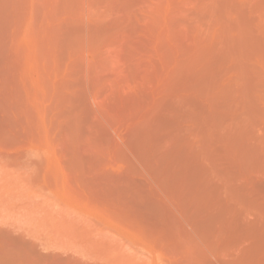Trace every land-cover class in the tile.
<instances>
[{"label": "rangeland", "instance_id": "1", "mask_svg": "<svg viewBox=\"0 0 264 264\" xmlns=\"http://www.w3.org/2000/svg\"><path fill=\"white\" fill-rule=\"evenodd\" d=\"M0 264H264V0H0Z\"/></svg>", "mask_w": 264, "mask_h": 264}, {"label": "bare ground", "instance_id": "2", "mask_svg": "<svg viewBox=\"0 0 264 264\" xmlns=\"http://www.w3.org/2000/svg\"><path fill=\"white\" fill-rule=\"evenodd\" d=\"M30 49H31V48H30ZM31 50H32V49H31ZM29 53H30V52H29ZM29 55H30V56H32V54H31V53H30ZM28 58H29V57H28ZM37 108H38V107H37ZM39 111H40V108H39ZM39 111H38V114H40V113H39ZM40 117H41V116H40Z\"/></svg>", "mask_w": 264, "mask_h": 264}]
</instances>
